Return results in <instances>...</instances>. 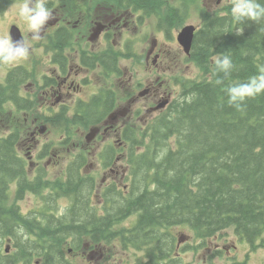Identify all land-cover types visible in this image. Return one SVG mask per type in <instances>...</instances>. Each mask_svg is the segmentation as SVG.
<instances>
[{
	"label": "trees",
	"instance_id": "trees-1",
	"mask_svg": "<svg viewBox=\"0 0 264 264\" xmlns=\"http://www.w3.org/2000/svg\"><path fill=\"white\" fill-rule=\"evenodd\" d=\"M11 2L0 0V13ZM186 18L172 13L166 21L173 25ZM224 56L233 63L227 76L217 71L215 61ZM193 59L203 79L191 82L184 99L151 122L142 136L126 130L132 148L131 195L114 198L111 210L105 208L101 215L90 207L92 189L81 174L87 163L83 158L70 166L67 187L54 186L57 191L49 196L57 200L63 187L74 196L65 216L27 217L17 205L9 206L13 185L20 200L35 183L19 152L24 127L20 122L3 132V113L7 106L17 114L31 111L32 101L23 97V75L16 82H0V229L19 234V264H72L67 257L71 249L107 245L117 238L126 249L145 253L137 264H193L184 262L178 239L169 231L178 227L190 228L203 242L235 228L256 248L264 234V94L237 109L226 90L264 70V21L210 15L196 36ZM94 111L95 105L88 106L80 110L82 118L63 126L68 131L70 126L87 127ZM131 218L133 229L120 228ZM116 226L120 229L114 230Z\"/></svg>",
	"mask_w": 264,
	"mask_h": 264
},
{
	"label": "flooded vegetation",
	"instance_id": "flooded-vegetation-1",
	"mask_svg": "<svg viewBox=\"0 0 264 264\" xmlns=\"http://www.w3.org/2000/svg\"><path fill=\"white\" fill-rule=\"evenodd\" d=\"M62 1L63 3L58 0H43L55 18L47 23L39 40H32L22 21L17 22L12 17L7 22L5 30L10 31V35L14 27L21 30L30 46V53L27 59L9 64L10 70L5 71L3 79L7 83L9 80L16 82L23 75L21 86H29L28 97L32 100V105L36 99L41 102L45 108V117L51 125H55L56 122L67 123L72 117L82 118L80 111L76 114V107L80 106L83 112L86 107L95 105L96 111L90 115V122L94 125L90 127L95 131V140L114 138L115 151L110 152L105 169L116 167L124 157L123 155L117 157V151L127 147L125 143L124 146L122 145V136L125 132L121 135L120 128L114 131V126L120 122L118 120L136 115L137 111L133 105H136L140 98L144 99V103L139 113H145L147 117L158 115L161 110H154L155 108L173 103L176 93L172 86H179L175 75L179 74L181 69L175 56V47L155 38V34L159 32H162L163 36L166 35L161 15L157 14L155 17L154 14L156 25L154 30L149 29L150 21L153 19V14L150 15L149 10L154 13L155 7L154 4L150 5L148 0L144 2L142 0L126 2L70 0L73 2L70 8L64 6L69 0ZM149 1L154 2V0ZM21 2L22 0H13L5 14ZM222 2L223 0H217L218 4ZM122 36L128 37L126 41L124 39L120 41L119 38ZM141 57L144 67L138 70L137 66H133ZM19 71L22 73L14 74ZM116 86H126V101L129 107L124 108L125 110H118ZM32 121V141L37 144L36 135L47 134L49 129L37 118ZM47 121L45 120L44 123L47 124ZM86 139L88 140V137ZM88 145L87 142V146H82L78 150H89ZM107 150L105 147L100 154L102 160ZM131 151V147H127L125 161L131 159ZM79 155L84 157L83 150L75 158ZM90 167L93 165L84 166L82 171ZM108 171L112 176L113 169ZM87 177L91 184L89 189L93 187L92 192L89 191L90 201L96 177L92 174H87ZM107 178L108 174L105 171L104 178L98 185V188L105 193L103 202L106 205L102 206L103 212L105 208L106 211L111 210L114 203L113 196L117 191L115 185L102 189L107 185ZM116 180L121 186L124 182V174ZM82 186L72 190H81ZM109 191L111 194L108 196L106 194ZM72 199L74 200L71 207L76 202L74 197ZM90 207L96 208L91 203ZM68 209L62 211V214ZM0 244V264L6 256L17 261L19 237L16 232L5 227L1 228Z\"/></svg>",
	"mask_w": 264,
	"mask_h": 264
},
{
	"label": "rangeland",
	"instance_id": "rangeland-1",
	"mask_svg": "<svg viewBox=\"0 0 264 264\" xmlns=\"http://www.w3.org/2000/svg\"><path fill=\"white\" fill-rule=\"evenodd\" d=\"M60 3H63L62 0H58ZM73 2H67L64 4L70 8V4ZM157 3V0H155ZM181 0H161L160 9L163 12V16L165 17L172 8L180 5ZM222 6V5H221ZM219 5L211 0H196L195 4L192 5V8L188 11V18L178 22L175 25L174 29V37L178 35V33L188 25L200 26L202 24V16L206 14L204 10L214 11L221 10L218 8ZM223 7V6H222ZM226 7H229L228 3ZM224 14V12H218ZM14 15V7L9 9L5 15H0V33L6 32L5 28L7 26V22L11 20ZM152 25L151 29H154L155 21L151 20ZM157 37L162 40L163 34H158ZM182 48L175 45L174 52L179 64L181 66V70L178 72L181 75V81L185 82V80H193V79H201L202 78V70L193 62L182 63ZM219 60V57L215 59V61ZM15 64V63H13ZM136 65L133 67H136ZM11 65V64H10ZM8 65L0 64V76L2 79L5 76V71L8 70ZM40 69V66H38ZM44 71V68H42ZM29 93V86L24 87ZM126 86H116L117 97H118V110L127 109L129 106L125 103L126 96ZM181 88H177V92H180L181 96ZM25 93V91H24ZM144 99L140 98L134 109L136 111H140L143 106ZM44 106L39 103L37 100V105L35 112L32 114L25 115V113L14 112L11 107L7 106L4 110L3 122L1 128L3 132L8 133L14 128L18 127V124L23 125L24 132L22 137V144H20L19 152L20 154L27 160L29 169V175L34 178L38 169L41 167H45L44 170L46 172L45 178L47 176V180L49 179L52 183H56L59 180H63L64 176L62 175L63 169L66 164L77 154L80 150H75L76 147L81 148L83 144H87V134L88 132L84 130L78 131V136L75 135L74 139L68 140L62 139L63 128L60 124L55 127L51 124H47V129H49V133L39 135L37 134V144H34L32 139L33 133V119L40 118L41 112L44 111ZM124 109V110H125ZM133 110V108H132ZM153 116L147 117L145 114H140L139 116L136 114L132 118L130 116L120 118L114 126V131L118 128L124 129L125 126H133L137 130H145L150 119ZM17 122V124L15 123ZM40 123L44 124V121H40ZM125 125H122V124ZM21 128V126H20ZM1 129V130H2ZM76 133V132H75ZM113 135V134H112ZM91 138L89 143V150H84L83 152L88 156L87 165H93L86 170L87 174H92L96 177V179L100 182L102 178H104V172L108 174L107 178V187L112 184L113 181L120 178L124 174V180L127 174V164L125 161V153L127 151V147L120 150L117 154L123 155L122 161L118 163L116 167L112 166L110 168H103V161L100 157V154L103 152L104 148L107 147L110 143L114 142V138L107 139H97L95 140ZM46 145H51L48 148V157L47 155H42L43 149ZM122 145L123 141H122ZM28 148L32 150V156L34 157L32 160V167L30 168V162L26 154L28 153ZM88 148V147H87ZM57 154V155H56ZM47 157V158H46ZM113 169V174L110 176L109 169ZM105 181V180H104ZM105 183V182H104ZM127 182H124L121 187H123ZM103 187L102 189H104ZM9 206L17 205L21 213L24 215H30L31 211L37 210L41 207V198L36 196L33 192L24 193L22 199L18 200V190L15 186H13L10 190L9 194ZM96 202V201H95ZM61 204L65 206L67 201H61ZM134 219L124 222L120 228L129 227L133 229ZM176 238H183L180 243L178 249L185 263H193V264H264V236L258 241V247L254 250L250 244H248L245 240L237 237L234 229L231 228L223 233L216 235L214 238L209 239L205 242L201 241L195 234L193 230L188 227H178L172 228L169 230ZM188 247V248H187ZM95 254V255H93ZM100 257L98 258V256ZM68 258L73 262V264H135L137 260L143 258L145 253L143 251L137 249H131V251L126 250L119 241L112 242L107 245H103L98 247L96 251L92 252L88 249H82L79 252L68 254Z\"/></svg>",
	"mask_w": 264,
	"mask_h": 264
},
{
	"label": "clouds",
	"instance_id": "clouds-1",
	"mask_svg": "<svg viewBox=\"0 0 264 264\" xmlns=\"http://www.w3.org/2000/svg\"><path fill=\"white\" fill-rule=\"evenodd\" d=\"M231 15L238 21H264V0H232ZM55 17L43 0H22L14 6L13 19L23 22L32 40H39L50 20ZM30 46L24 37L13 40L10 31L0 33V64L8 65L28 58ZM217 71L227 76L233 63L230 57L224 56L216 61ZM229 103L240 109L248 98L264 94V70L252 76L247 82L234 84L227 88Z\"/></svg>",
	"mask_w": 264,
	"mask_h": 264
},
{
	"label": "water",
	"instance_id": "water-1",
	"mask_svg": "<svg viewBox=\"0 0 264 264\" xmlns=\"http://www.w3.org/2000/svg\"><path fill=\"white\" fill-rule=\"evenodd\" d=\"M194 32L195 27L188 26L186 27L183 32L180 34V42L181 44L186 48V50L189 52L190 48L192 47L193 39H194ZM14 41L22 39V36L20 32L17 30H14Z\"/></svg>",
	"mask_w": 264,
	"mask_h": 264
}]
</instances>
